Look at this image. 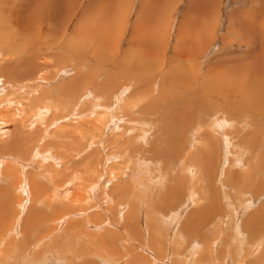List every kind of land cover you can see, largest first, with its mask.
I'll return each instance as SVG.
<instances>
[{
	"label": "bare ground",
	"instance_id": "1",
	"mask_svg": "<svg viewBox=\"0 0 264 264\" xmlns=\"http://www.w3.org/2000/svg\"><path fill=\"white\" fill-rule=\"evenodd\" d=\"M24 1L25 3L22 4L20 0H3V1L0 0V12L3 13V16H0V21L2 19H4V21H8L11 27H13V30L16 31L17 34L21 35V36H18L15 32L12 33V35H8L9 33L6 35V30H5L7 29L6 25L4 27L5 29L1 28L2 30H0V54L3 51L6 55L5 57H7L9 54L11 53L16 54L19 51L21 54H24V55L27 54L29 56V58L22 57L23 58L22 64L14 65L7 58L3 61L2 64H0V79L5 78L7 81H10L9 85H6L5 83H1L0 81V91L4 90L7 92V90L10 89L12 91V96L23 92L24 89H26L23 92L25 94L28 93L27 92L28 89L33 92H36V90L38 89V86H31L30 85L31 81L37 80V81H44V82L49 83L51 80H53L52 78L55 79L59 75L60 72H65L64 70H62L64 67H60L59 65L61 64L62 66H65L67 63L71 62V58H72V62H74L75 67H76L75 76L66 80L65 82L63 81L64 83L59 84L58 87L54 86L52 88L53 91H50L49 103L42 104L41 106L37 104L36 106L38 107H36V109L34 107V110H32L33 114L31 115V118L27 124V128H29V131L31 132L33 123L37 122L39 119L42 122H44L48 118V120L50 121V125L54 124L55 123L54 121L57 119L61 120V118H63V115H66V112L64 113L62 112L63 115H61V108L65 107V104H72L76 100L77 102L79 101L80 104L83 102L82 105L79 106V110L81 114H83L82 112L86 113V115L84 114L85 115L84 118H87L89 120L81 124L83 126V129H86V130L78 131V129H82V127L75 130L74 134L76 135L77 139H75L74 142L76 141L80 142V139L84 140L85 137L90 134L89 136L90 139H88V141L89 140L90 141L89 142L87 141L86 149L84 150L83 148L82 150H84L86 153H89L90 151L91 152L88 154L86 158H85V154L84 155L82 154V156L84 157L80 160L84 163V169L90 175L97 173L98 167L100 165L98 157L95 156L100 151L98 147H100L102 151H105V147L102 143V140L98 138L99 135L97 134V131L99 129L103 128L104 131L106 129H107L106 131H109L108 128L110 129L112 128L113 130L111 131V133L108 134L112 136L110 137L112 139L107 141V139L105 138L106 141L108 143L109 142L112 143L113 145H115L116 143H121V144L123 143L121 147L124 148V145H126L129 148H132L133 149L132 151L138 149L137 152H140L141 150H145L147 145L148 146L151 145L152 144L151 140L153 139V138L151 139V135H150L152 131L151 126H152V121L155 119L156 110H157L156 108H154V106L158 104V101L161 98V95L162 96L163 95L168 96V95L166 94L167 92H164V90L163 91L160 90L161 93L163 92V94L159 93L160 96H157L158 98L156 97V99L153 100L152 103L146 102L136 108L137 101L132 99L133 96L131 95L132 94L131 92L133 91V87H135L136 85H139V83L138 81H135L133 79L135 78L133 74H135L136 72L133 73L134 69L131 68V65L128 66L127 63L129 64L130 62V60L128 59L132 57V54H131L132 52H134L133 56H136L137 59H139L140 61L144 60L146 65H147V62H150L153 65L157 57L158 56L161 57V55L159 54L165 53L166 47L164 45V41H165L164 35L167 29L164 28V24H166V21H168L171 18L170 16L177 11L178 4L181 2V0H140L141 3H140V6L138 7V10L140 8V11H137L139 13L137 14V16H135V19H134L137 21V24L139 23V26H141L142 19H143L142 14L144 15L145 12L149 13V11H151L150 9L152 10L154 9L157 13L156 15L157 20L156 22L154 20L153 26L154 28L157 24H162V26L159 29H154L152 27L151 32L145 37H140L141 35L137 36L136 37L137 42H136L135 36L138 31L136 32L137 26H135L132 31L133 33L130 32L132 34L128 42L130 47L125 49L124 55L121 57L117 56L118 48L116 46H118V43L113 44L111 42L112 40L111 35H110L111 38L107 37L106 35V33L109 34L108 33L109 30L108 31L106 30L105 34L99 33L100 35H98V33H96L95 35H93V32L89 33V31H92L90 29L92 25L90 27L89 23H85L86 20L84 18V16L88 13V9H91V10L96 9V11L98 10L103 11L104 9H107L106 7L107 1H110V0H39L36 2H33L31 0L29 3H28L29 0L28 1L24 0ZM114 1L116 5L115 7H117L118 10H120V12L123 10L122 12L124 16L122 13L117 12L118 10L116 11L115 9H113L111 13H108L111 17L110 19L113 20L111 25H114L117 23V20L115 19L116 17H118L119 14H120V17L123 16L124 19L126 18L128 19L129 9L133 6V5H130V8H129L127 0H114ZM187 1H189L188 2L189 10L186 8L188 11L185 14V19H183L186 23L182 25L183 32L182 30H180L181 27L179 28V34L175 36L176 43L173 46V49H174L173 53L176 54V56L179 59V62H176L173 65L171 63L172 67L170 71L167 73L169 77L166 76L165 74L161 77V79L159 77V79L163 85L166 84V86L170 89L174 88V86H178L179 84L180 86H183L185 90L186 88L191 89L195 84L198 83V81H199V86L202 83L204 84L205 82L203 87H198V89L201 88L200 92L195 93L196 96L189 100V103L193 105L190 111L197 110L198 112L199 109L204 111V108L206 109L209 107H214L217 110V106H221L226 112H230L229 115L236 112L238 115L242 116L243 119L238 122L234 118L221 116L219 114L220 112L217 110L216 112L212 114H210V112H207V113L204 112L205 114H207L205 116L210 118L207 125L205 124L203 125V123L199 124L195 122L196 123L195 128L194 130L191 129L193 131L191 132L190 136L185 139L186 145L184 144V148L186 147L184 153L186 156H188L187 159H189L186 161V164L184 166V169H183L184 176L182 179L183 182H181V184L185 183L187 185L185 186V188L187 187L186 189L187 191L184 190V192H186V195H185L186 201L181 200L180 196L177 194H176V197L178 198L177 200L179 199L181 200V201L179 200L180 201L179 203H182L181 206L183 207V209L184 207L186 209L187 207L186 205H191L192 207L190 209H192L193 212L205 213L211 219L217 216L220 211L225 212L224 217L227 216V218H229L230 223L233 226V228H235V226L237 225V220L241 219V222L239 223V225H237L238 227L237 231L239 233V238L237 240L234 237V242L237 246V251L235 252L237 260L239 261L240 264H254V263L257 264L260 261H261V264H264V219L261 218V216H264V212H262L264 211V203L257 210L250 211V209H252V204H251V202H253L252 198L258 197L259 193L261 194L264 193V122L262 125H255L257 117H264V8L262 7V9L260 8L258 11H251L250 13L245 12V13H242V15L234 13L233 16L230 17L228 21L229 27L227 30L229 31V34H231L234 37L239 38V41L243 44V45L238 44V46L236 47L237 50L235 51L242 52L241 57H244V59L241 58V60H236V61L231 60L232 63L230 66L227 67L225 65L227 67V71L229 72L225 74L222 71L224 61L221 62V61H218L217 59L218 62H214L213 60L214 64L211 66L210 70H208L209 73L212 74V76L208 77L205 74L206 72L204 73V75H202L201 73L200 75L199 71L201 69L198 70L196 66L194 67V65L196 64L197 59H201L203 57V53L206 52L209 49V47L212 46V43L214 42L215 37H217V29L219 27V18H221V15H220L221 6L219 5L220 1L219 0H187ZM84 2H86V7L83 10H81V7L83 6ZM129 2L133 4V0H129ZM110 3H113V0ZM259 3L255 2V5L257 6ZM257 9L258 8H256V10ZM29 10L33 12L36 10V12L38 13L36 16H33L29 13ZM126 10H127V15H126ZM79 13H80V16L76 17L75 15ZM146 15L149 16V14H146ZM153 15L154 14H152L151 18L154 17ZM148 18L149 20L151 19L150 17ZM73 19L75 20L73 21ZM145 19L143 20L146 21ZM94 20H93V23L95 24ZM71 21H73L75 24L72 30L69 31L70 23H72ZM48 23H50L51 27L47 25ZM99 23L100 21H98L95 24V27H93V30H96V27L98 26ZM170 24H173V21ZM0 25L2 24L0 23ZM118 25H119V22H118ZM33 26L36 28V30L33 29ZM133 26H134V23H133ZM52 27L54 28L52 29ZM124 27L122 28L120 32L121 35L117 33L119 35L118 39L120 41L123 39L122 37L125 33ZM111 31H112V28H111ZM116 32L114 34H116ZM140 33L141 31H139L138 35ZM10 36H13V39L15 37L17 39L21 38L22 42L19 41L21 42L19 45L15 44V46H13L12 43L14 44L15 41L9 39L8 37ZM94 37L98 39L94 41ZM109 38L111 40H109ZM225 38H226L225 36L222 37L221 49L224 50L229 45L230 49L233 51V47H231V44H229ZM80 47H83L82 51H78ZM135 47H136V50H135ZM88 48L90 51L88 50ZM242 49H244V52L241 51ZM101 51H103L106 55L102 54ZM217 51L218 49L215 52ZM226 53H229V52H227L226 50ZM221 56H223L222 51H220L219 54H216L215 57H221ZM88 59H89L88 63H90L91 66L93 64H96V65H99L101 68L106 67V69H108L109 67H115V69L118 70L116 71L118 72V75L117 76L115 75L106 76L105 72L101 74L100 72H97V73H92V71L88 72V69H85V66H84L85 65L84 62H86ZM219 60H221V58ZM133 62L131 61L130 64H132ZM57 64L59 66L60 71L55 68V65ZM161 65L162 64H160V66ZM135 66L137 70L140 72V70L138 69V66L137 65ZM146 68L148 69V67ZM137 70H134V71H137ZM97 71H100V70H97ZM101 71H104V70H101ZM32 72L34 73V75L32 74ZM111 72L113 71H110V73ZM170 74H172V76L174 77L173 79L170 78ZM233 74H237V75L241 74L242 76L245 75L244 82H240L238 80L235 81L237 78ZM125 75H129L130 78ZM131 75L133 76V78L131 77ZM225 75H227V77H223ZM229 75H231V77ZM205 77H208V78L205 79ZM219 77H223L225 79L224 81L226 80L227 81L225 82L222 88L218 86H215L212 88L210 99L215 98V101L206 100L204 97L206 90L210 86L214 85L215 79ZM183 78L185 79L182 84L180 81ZM23 80H26V81H23ZM245 81L247 83H245ZM188 83H189V86H188ZM86 87H90L93 90L92 96L90 97L82 96V93L84 91L83 89H85ZM136 89H143V87L138 86ZM196 89L197 88H194L193 90H196ZM151 92L154 93L152 90ZM115 93L117 94V96L115 95ZM110 95L112 97H109ZM172 96L175 98H178L177 99L178 104L175 106V108L180 106L181 104V102H179L180 93L174 94ZM126 97L128 98L127 102H125ZM34 100L39 102V98H35ZM207 101H209V103H207ZM124 103L126 107L123 106ZM198 104H199V107H198L199 109H197ZM1 106L3 107L1 108ZM10 107H12L13 109V108L19 107V104L15 100H12L11 98L0 101V133L3 134L8 129V126H15V130H14L15 132L12 136V140L10 141L11 147H9L7 143H2L0 139L1 146L2 144H4L2 147H0V152L6 153L5 151H8V153L16 154L20 151L19 143L22 140V138L18 136V132L22 130L24 127H26V125L23 124L25 110L21 109L20 116L16 118L15 117L16 112H13ZM152 108L154 109L153 113L155 114L147 110V109H152ZM136 109H138V111L140 110L143 111V113L148 116H145V117L142 116L137 119L136 117L137 112H135ZM163 112L165 113V111ZM197 112L195 111L194 113L195 118H196ZM125 114H127L126 115L127 118L123 119L125 117ZM181 115H183V113ZM159 116L164 117L165 114L158 115V118ZM177 116L178 115L174 117H177ZM183 116H186V115H183ZM172 117L173 116H171V119H173ZM194 117H192V120ZM71 118L73 117L71 116ZM78 118L80 117H77L75 119H78ZM118 119L119 121L121 119H123L124 121L122 122L123 124H121L116 129L115 125L117 124ZM183 119H184L183 121H185V118ZM261 120L264 121V118H261ZM166 121L167 120H165V123ZM180 121L183 123L182 120ZM235 122L241 123V124L236 125ZM248 123L250 124V126H247ZM136 124L138 128L136 127ZM170 124H171V129H173L171 122ZM3 125H6V127L5 126L3 127ZM181 128H182V125H181ZM185 128L187 127L185 126ZM232 129L242 132V133H238L239 137L245 136L246 138L245 140L247 141L250 140L253 142L250 145L252 153L244 160L240 157L238 158L232 157L229 159V161H227L226 159V162L224 163V167L220 169L221 178L218 180V184L220 185V188H221L220 192H221L222 199L219 197L218 199L219 202L217 201V205H215L214 203V200H213L214 195L212 193H210L211 196L206 195L207 199L204 198L201 201L198 195L200 194L199 188L197 190L198 193L196 194L194 190V186H193V184L196 183V179H198L199 181L200 178H202L201 180H203V177H201V175L203 176V174L200 175L199 173L202 171H200L199 169H202L203 167L204 168L209 167L210 170L212 169V165L217 162V156H219L218 155L220 152L219 147L223 148V157L229 158L231 154H233L232 153L233 148L237 144H239L241 141L240 139L237 140L231 134ZM162 130L165 132L170 129L166 130L165 128ZM101 131L99 130L100 133ZM170 131H174V130H170ZM175 132H177V130ZM183 132H187V131H183ZM173 133L174 132L169 133L170 136L167 133L166 134L168 137H172L171 134ZM177 133L182 134V131L181 133L180 132H177ZM4 135L5 134H3V136ZM175 135L174 137H176ZM184 135L186 134L183 133L182 136H177L175 138V141H174L175 145L173 148L177 146V149H174L176 151H173V153L174 152L179 153L181 151V148H179L178 146L181 147L180 143L182 139L184 140L185 138ZM234 135L236 136L237 134H234ZM198 137H200V139H198ZM170 139L171 138H169V140ZM195 141L196 142L199 141L201 144H204L203 147L202 146L200 148L196 147L197 149H199L198 151L194 150L195 153L199 152L200 155L198 156V158L193 157L196 154L191 153V151L195 147V143H196ZM156 142H158V140H156ZM199 142H197L196 144H198ZM83 144H85V140L83 141ZM121 147L120 148L117 147L118 151H120L119 153L115 152L117 155L122 154L123 148L121 149ZM215 148L218 153H216ZM112 149L114 148H111V152H109V154L106 153L107 154V156L105 157L106 162L107 161L111 162V159L116 160L119 158V156L112 155L114 151H117L115 149L112 151ZM156 150L157 149L153 150V152L154 151L156 152ZM189 150L190 152L188 153ZM147 151L149 150L147 149L146 152ZM166 151L168 152V149ZM166 151L165 152L161 151V152L166 153ZM71 154H73V152ZM158 155L155 157H158ZM43 157L53 159L51 157V153L49 155L48 153L40 152L38 151V149H34L33 152L31 153V156L29 157V160L30 162H32L33 160L36 161L37 159H40ZM199 157H202V158H199ZM123 159H124V162L127 163L124 168L125 170L123 169V171H119L117 175H124V174L126 175L130 171V165L133 160V157L131 155L126 154L124 155ZM191 159L192 161L194 160L193 161L194 163L190 161ZM0 160L3 162V163L0 162V169H1L0 170V180L2 178H5L8 182H11L13 180V188L12 190H9V192L19 191V193L21 194V191H22V193H25L31 199V204H29L25 209H24L23 198L19 199L18 201V198H19L18 197L17 198L18 202L16 204L18 205L19 209H21L22 211L31 210V213L29 214L24 224L25 225L24 235L28 243L35 242L36 244L33 246V248H31V253L27 252L24 257L23 255H21V257L16 258V259L12 258L11 256V249L13 247L12 245H9L8 247H3V248L0 245V260H1L0 262L1 263L3 264H26V263L30 264V263H34L33 260H36L35 259L36 254L37 255L40 254V258L42 256L43 258L41 259L39 258L40 261L36 262V264H48L47 262L48 260L50 264H73V257L65 250V248L76 250L77 253H80L83 256L87 257L86 253L80 252V249L84 247L83 244L85 243L72 242V239L74 238V236L80 235L83 231H77L75 229L68 228L67 230L61 231V233H64L65 231H67L68 238H66L67 236H65L62 239H57V231L62 226L63 221L66 220L67 218L66 214H62L59 218L56 219L54 213H51V215H48L49 213H47L46 214L47 216H44V217L38 216L34 213L36 209L50 210V207L53 206V199L58 196L62 197L61 200L65 202L64 205L66 207L73 209L72 212H76L77 208H81V207H82V210L84 211H87V210L89 211L91 209L93 210V213L90 217V222L92 224L91 228L94 230V232L98 233L96 241L102 244V246L108 247L109 246L108 241L110 242L112 241L113 243H115V241L108 239L109 235H113V236L118 235L117 232L109 229L115 224L117 226L119 225V227L125 224L129 226L128 228L129 230L130 228L131 229L134 228L135 230V226L132 227V223L131 222L128 223L126 221V219L129 218L128 216L126 215L122 216L121 214H118V212H120L125 207H127L129 211H131V209H134L136 211L135 207L131 208L132 200H128L124 203L120 202L118 204H114V206L112 205L113 207L108 208L106 206L108 204V201L103 200L101 198V197L107 198L108 196H112L116 199L120 197H122L123 199V197L125 196H122L121 191L124 192L125 195H127L128 193V189L125 188L123 184L122 185H118L120 183L115 184L116 183L115 181H119V178H115L111 172H108L106 175L104 173V175L102 174V176L99 178L98 186H99V194H100V199H101L100 204L94 205L97 202L96 196H94L93 199H90V201L94 204H91L88 202L89 197L97 192V185H95L97 184V181L95 180L94 182L93 179L77 178L76 184H71L69 183V181H65V183L56 187L57 191L55 195L46 196V199L42 203H38L36 206H34L33 202H35L39 198V196H41V191H39V187H38L36 180L29 178V177L27 178L23 177V175L21 174V171H20V175L22 178H15L13 176V167L11 166V164L6 163L4 158H1ZM189 161L192 162L193 164L195 163L198 164V166L196 165L194 166L195 170L193 168V164L192 163L190 164ZM251 162H254L256 164L252 166ZM136 164H138V168H139L140 166H139L138 161ZM21 165L23 167H26L28 164L21 163ZM140 169L144 171L143 168L140 167ZM236 169H240L242 170V172H239ZM234 171H237V175L238 173L240 174L238 179L235 178L236 174ZM176 172L177 170L174 173ZM140 173L135 174V172H133L131 175V179L132 181H134L135 184L138 183L137 187L140 189L141 191L140 193L143 195L142 190H145L146 187L142 185V181L145 178H142ZM104 176L106 177V180L103 182L102 177ZM144 177H147L146 173H144ZM176 179L177 178H174L175 181L173 180L172 181L178 183L177 182L178 180ZM170 181L171 180H169L168 183H170ZM85 182L86 183L88 182V184H86ZM106 183L108 185H105ZM176 183H175V186H176ZM109 185H112V186L109 187ZM180 185H179V189L181 188L182 190L181 189L180 190L183 193V185L182 186ZM211 186L212 185H210V183L208 182L206 186L208 187L207 192L209 191L211 192V188H210ZM248 187L254 189L255 191L253 190L252 193L245 192V190H247ZM109 188L115 189L116 192L113 193L114 195L107 193ZM171 188H173V186H171ZM176 188L177 187H175V191L177 190L176 192H178V188L177 189ZM84 189L86 191H82ZM252 189L250 191H252ZM130 195L132 199L134 198L138 199L136 198V195L134 192H131ZM183 195L184 193L182 194V196ZM168 196H170V194ZM141 199L142 198L138 200H141ZM229 199H233L235 201V204H232ZM221 201L224 207L221 206L222 205ZM82 202H85L86 205L82 206L81 205ZM184 202L186 203V205L184 204ZM103 204H106L105 205L106 207L105 206L103 207ZM141 206L142 205L140 204L139 206L140 214H141ZM177 207H175V209ZM105 208H106V211H105ZM172 208L174 209V206ZM3 209L5 210V208L3 207L0 208V210H3ZM98 210L102 211L104 216L106 217L105 219H103L104 222L103 220L101 221L102 219L101 214ZM184 210L180 209V211L176 210L177 213L174 211H173L174 213L173 212L172 214L170 213V216H172V222L169 223L168 226L171 224H174L177 220H179L180 216H182L180 215V213L182 214V211ZM149 213L150 215L153 216V213L152 214L151 212ZM149 213L147 214L149 215ZM196 215L199 216L200 214H196ZM131 216L132 214H130V217ZM238 217H240V219ZM215 219L212 221H216ZM154 220L152 221L154 222ZM136 222H137V219L134 222V224ZM161 222H164V221H161ZM161 222L156 221L152 223L146 220L144 224H141V222H139L138 220L140 229L141 231L144 232L145 239H148L150 237V234H154V232L150 231V230H153L152 227H159V230L155 231V234L158 232L163 234L162 227H160V225H162ZM85 224H89V223H85ZM151 224H153V226H151ZM12 228H13L12 223L9 221H6V218L0 219V239L2 238L1 236L3 235V230L5 231V230L10 229L9 233H11ZM104 228H108L109 230H106ZM180 231L181 230H179V232ZM102 232L106 233V235L99 237L100 233H101L100 235L103 234ZM12 236L14 238H17V234L15 232H13ZM170 238L171 237L169 236L168 241H170ZM142 239L145 243V240L143 237ZM161 241H163V239ZM92 242H95V241L88 240V243H92ZM122 243H126V242H122ZM162 245L160 246V248H164L162 247ZM203 246L206 249L207 256H209L208 255L210 251L209 246H207L206 244H203ZM258 246L262 248V251H259L257 249ZM140 249L144 252L142 248ZM108 250H109V253H108ZM104 252L107 253L109 256L116 257L118 255V253L115 252L110 247L108 249H104ZM198 252L199 251L193 252L190 255H186L185 260H184L185 264H198L196 259H194L195 255L200 254V253L198 254ZM48 254L52 256L49 257L47 256ZM153 256H150V257L154 259ZM90 257H96V256H90ZM212 257L217 261L223 258V256L221 257V255L218 253H216ZM97 258L100 260L102 264H122V263H115L113 261L109 262L101 257H97ZM231 258H234V257L232 256ZM154 260L156 262H161V263L164 262V264L168 263L166 257L163 259L161 258V259H154ZM141 261L143 263H147L146 260L144 259H141ZM149 264H153V263H149ZM224 264H225V258H224Z\"/></svg>",
	"mask_w": 264,
	"mask_h": 264
},
{
	"label": "rangeland",
	"instance_id": "2",
	"mask_svg": "<svg viewBox=\"0 0 264 264\" xmlns=\"http://www.w3.org/2000/svg\"><path fill=\"white\" fill-rule=\"evenodd\" d=\"M1 1H3V0H1ZM20 1L22 2V4L25 3L24 0H20ZM30 1L31 0H29L28 3ZM32 1L36 2L39 0H32ZM219 1H220L219 5L221 6V13H220L221 18H219V27L217 29V37H215V40L212 43L213 47L212 46L209 47V49L203 53V57L201 59H197V62L194 65V67L196 66L198 70L201 69L199 71V74L201 73L202 75H204V73L206 72L205 74L208 77L212 76V74H210L208 70H210V68L214 64V62H218V61L223 62L224 61L222 71L225 74V73H229L227 71V67L231 65L232 61L241 60V58L244 59V57H241L242 52H240V51L236 52L235 51V50H237L236 47L238 46V44L241 45L242 43L239 41V38L232 36L231 34H229V31L227 30L229 27L228 21H229L230 17L233 16L234 13L242 15V13H245V12L250 13L251 11H258L260 8L262 9V7L264 8V5H263L264 0H219ZM110 2H112V0L107 1L106 7L108 10L104 9L103 11H99V10L96 11V9H93V10L88 9V13L84 16L86 21L85 20L84 21H85V23H89L90 27L92 25V27L90 28L92 31H89V33L93 32V35H95L96 33H98V35H100L99 33L105 34V31L109 30L108 31L109 34L106 33V35H107V37H110V35H111L112 38L111 37L110 38L112 40L110 38H109V40H111V42L113 44L118 43V46H116L118 48L117 56L121 57L124 55L125 49L130 47L128 42H129V39L132 35L131 33H133L132 32L133 28L135 26H137L136 32L137 31L138 32L136 33L135 38L137 36H140V35H141L140 37L147 36L151 32L152 27L154 28L153 23H154V20H155V22L157 20L156 19L157 13L154 9L153 10L150 9L151 11H149V13H146V12L144 13L145 16L142 14V16H143L142 18L145 19V17H146L145 20L147 22L142 19V24H141V26H139V23L137 24V21L134 19H135V16H137V14L139 13L137 11H140V8L138 10V7L140 6V3H141L140 0H133V4H131L129 2V0H127L129 8H130V5H133L129 9V18L128 19L123 18V16H124V14L122 12L123 10L120 12V10H118V8L115 7L116 5H115L114 0H113V3H110ZM188 2L189 1H187V0H181V2L178 4L177 11L175 13H173L170 16L171 18L169 20L167 19L168 21H166V24H164V28L167 29L166 33L164 35V37H165L164 45L166 47V51H165V53L159 54V55H161L162 58L160 56H158L157 59L155 60V62L153 63V65L150 62H147V65H146L144 60L140 61L139 59H137L136 56H133L134 52H132L131 53L132 59L131 58L128 59V60H130L129 64L127 63L128 66L131 65L132 69L137 70V68L135 66V65H137L138 69L140 70V72L138 70L137 71L133 70V73H135V72L139 73V74L138 73L133 74L135 78H133V76L131 75V77L135 81H138V83H139V85H136L135 87H133V91L131 92L132 93L131 95L133 96L132 99L137 101L136 102V108L138 106L146 103V102L152 103V101L155 100L157 96H160V94H163V92L161 93V91H163V90H164V92H167L166 94L168 95V96H165V95L162 96L161 95V98L159 99L158 104L154 106V108H156L157 110L155 109L156 110V116H155V119L152 121V126H151L152 131H151L150 135H151V139L153 138L151 140L152 144L149 146L147 145L146 149L141 150L140 152H137L138 149L132 151L133 149L129 148L126 145H124V148L121 147L123 143L122 144L116 143L115 145H113L112 143L107 142L108 140L112 139V138H110L112 136L108 135L113 130L112 128L111 129L108 128L109 131H106L107 129L104 131L103 128L99 129L100 131L101 130L102 131L100 133L98 130L97 134L100 137L98 135L97 136L99 139L102 140V143L105 147V151H102V149L100 147H98L100 149V151L95 156L98 157L100 165L98 167L97 173H95V174H92V175L88 174L86 172V170L84 169V163L82 161H80L84 157V156H82V154L83 155L85 154V158H86L88 156V154L91 152L90 151L89 153H86L84 151L86 149V146H87V141H88V139H90L89 138L90 134L85 137V139H84L85 144H83V141H84L83 139L82 140L80 139V142H77V141L74 142L75 139H77L76 135L74 134L75 130H77L80 127H82V129H78V131L86 130V129H83V126L81 124L83 122L89 120L87 118H84L86 113L82 112L83 114H81V112L79 110V106L82 105L83 102L80 104L79 101L77 102V100H76L72 104H65V107L61 108V115H63L62 112L63 113L66 112V115H63V118H61V120L60 119L55 120L54 121L55 123L51 124L53 127L50 125V121L47 118L44 122H42L39 119L37 122L33 123L31 132L29 131V128H27V124L31 118V115L33 114L32 110H34V107L36 109V107H38V106H36L37 104H39L41 106L42 104L49 103L50 91H53L52 88L54 86L58 87L59 84H62L66 80L75 76L76 67H75L74 62H72V58H71V62L67 63L65 66H62L61 64L59 65L60 67H64L62 70H64L65 72L67 71V72L66 73L60 72L59 75L55 79L51 77L53 80L50 81V79H51L50 78L49 83L44 82V81H37V80L31 81L30 82L31 86H38V89L36 90V92H33V91L28 89L27 90L28 93L25 94L23 92L26 89H24L23 92L12 96V91L10 89H8L7 92L4 90L0 91V101L11 98L12 100H15L19 104V107H16V108L12 109V107H10L13 112H16V114H15L16 118H18L20 116V114H21L20 110L21 109L25 110L23 124L26 125V127H24L22 130H20L18 132V136L22 138V140L19 143L20 151L16 154L8 153V151H5L6 153L0 152V159L4 158L6 163L11 164V166L13 167V176L15 178H22L20 175V171H21V174L23 175V177H25V178L29 177V178L36 180L38 187H39V191H41V196H39V198L35 202H33L34 206H36L38 203H42L46 199V196L55 195V193L57 191L56 187L65 183V181H69V183H71V184H76L77 178L93 179L94 182H95V180L97 181V184H95V185H97V192L89 197L88 202L91 204H94L90 201V199H93V197L96 196L97 202L94 205L100 204L101 199H100V194H99L98 182H99V178L102 176V174L104 175V173H105V175H106L108 172H111L115 178H119V181H115L116 182L115 184H118V183H120L118 185L123 184L124 187L128 189L127 195H125V193L121 191L122 196H125V197H123V199H122V197L116 199L112 196H108L107 198L101 197L103 200L108 201V204L107 205L103 204V207L106 205L108 208H110V207H113L114 204H118L120 202L124 203L128 200H132L131 201V208H134V207L136 208V211L134 209H131V211H129L128 208L125 207L120 212H118V214H121L122 216L126 215L129 217L126 219V221L128 223L131 222L132 227L135 226V230H134V228H132V229L130 228V230H129L128 229L129 226H127L125 224L121 225L120 227H119V225L117 226L116 224L114 226L110 227L109 229L114 230L115 232L118 233V235L117 236H113V235L108 236V239L115 241V243H113L112 241L111 242L108 241V245H109L108 247L102 246V244H100L98 241H96L98 233L94 232V230L91 228L92 224L90 222V217L93 213L92 209L89 211L88 210L84 211V210H82V207H81V208H77L76 212H72L73 209L66 207L64 205L65 202L63 200H61L62 197L58 196V197L53 199V206L50 207V210H44V209L38 210V209H36L34 211V213L36 215L41 216V217L47 216L46 215L47 213H49L48 215H51V213H54L56 219L59 218L62 214H66V217H67L66 220L63 221L62 226L57 231V239H62L65 236H67L66 238H68L67 231H65L64 233H61L62 230H67L68 228H72V229H75L77 231H83L80 235L74 236V238L72 239V242H83V243H85V244H83L84 247L80 249V252L86 253L87 257L83 256L80 253H77L76 250L65 248V250L73 257V264H102L97 257H101V258H103L109 262L113 261L115 263H122V264H149V263L164 264V262H162V263L156 262L154 259H161V258L163 259L166 257L167 261H168V263H166V264H185L184 260H185L186 255H190L193 252H197V251H199L198 254L199 253L200 254L195 255L194 259H196L198 264H224V258H225V264H240L236 258L235 252L237 251V246L234 242V237L237 240L239 238V233L237 231V228H238L237 225H239V223L241 222L240 217H238L240 220H237V225L235 226V228H233V226L230 223L229 218H227V216L224 217L225 212H223V211H220L217 216H215L213 219H211L205 213L193 212V210L190 209L192 206L186 205L185 202H184V204L187 207H186V209L184 207V209H185L184 210L183 207L181 206L182 203H179L181 200L186 201L185 200L186 192H184V190L187 191L186 190L187 187L185 188V186H187V185L185 183L181 184V182H183L182 179L184 176L183 169H184V166L186 164V161L189 160V159H187L188 156H186L184 153V151L186 149V147L184 148V144L186 145L185 139L190 136L191 132L195 128L196 123H199V124L203 123V125L204 124L207 125L210 118L206 117L205 115H207V114H205V113L210 112V114H212V113L216 112L217 110L220 112L219 114L221 116L234 118L238 122L243 119V117L238 115L236 112L229 115L230 112H226L221 106H217V110L214 107H209V108H206L207 110L204 108V111H202L198 108L199 104L197 105V109H199V111L197 112V110H195L197 112L196 118H195L194 117L195 111H190V109H192L193 105H191L189 103V100L196 96L195 93L200 92L201 88L198 89V87H203L205 82H204V84L202 83L199 86V81H198V83L195 84L191 89L186 88V90H185V88H183V86H180L179 84H178V86H174V88L170 89L166 86V84L163 85L162 82L160 81L161 77L165 74H166V76L169 77V75H167V73L170 71V69L172 67L171 63L173 65L174 63L179 62L178 57L176 56L175 53H173V50H174L173 46L176 43L175 36L177 34H179V28L181 27L180 30H182V25H184L186 23L183 19H185V14L189 10V5H188L189 3ZM255 2L256 3L260 2V3L256 6ZM85 7H86V2L83 3L81 10H83ZM256 8H258V9L256 10ZM113 9H115L116 11L118 10L117 12L122 13L123 16L120 17V14H119L118 17H116V19H115V20H117V23L114 25H111L113 20L110 19L111 17L108 13H111L113 11ZM152 11H153V13H152ZM29 13L33 16H36L38 12H36V10L34 12L29 10ZM146 14H149V16H147ZM152 14H154L153 15L154 19L151 18ZM94 15H95V17H94ZM99 15H100V17H99ZM107 15H109V16H107ZM126 15H127V10H126ZM0 16H3L2 12H0ZM75 16L79 17L80 13L76 14ZM148 17L151 18L150 19L151 21L149 20ZM94 19H96L97 21ZM74 20L75 19H73V21ZM93 20H94L95 24L98 21H100V23L96 27V30H93V27H95ZM73 21H71L72 23H70L69 31L72 30V28L75 24ZM104 21H106V22H104ZM172 21H173V24H170V23H172ZM118 22H119V25H118ZM0 23L2 24V25H0V30H2L1 28L5 29L4 27L6 25V27H7V29H5L6 35L8 33H9L8 35H12V33H14V32L17 34V32L13 30V27H11V25L8 21H4V19H2L0 21ZM133 23H134V26H133ZM164 23H165V21H164ZM150 24H152V25H150ZM47 25L49 27H51L50 23H48ZM161 26H162V24H157L154 29H159V28H161ZM123 27L125 28V33L122 37L123 39L120 41L118 38H119V35H121L120 32H121ZM142 27H143V29H142ZM53 28L54 27H52V29ZM111 28H112V31H114V32L111 31ZM33 29L36 30V28L34 26H33ZM100 30L103 32H101ZM139 31H141V33L138 35ZM115 32H116V34H114ZM145 32H146V34H145ZM182 32H183V30H182ZM117 33H119V35ZM17 35L21 36L19 34H17ZM223 36H225L226 41L229 44H231V47H233V51L230 49L229 45L226 49H224V50L221 49V44H222L221 41H222ZM8 38L15 41L14 44L12 43L13 46H15V44L19 45L22 42L21 38H19L20 40L17 39L16 37H15L16 39L15 38L13 39V36H10ZM97 39L98 38L94 37V41ZM236 39H238V40H236ZM19 41H21V42H19ZM120 42H121V44H120ZM136 42H137V38H136ZM119 44H120V46H119ZM33 46H34V44H33ZM82 48L83 47H80V49L78 51H82ZM217 49H218V51L215 52ZM88 50H89V48H88ZM135 50H136V47H135ZM226 50L229 53H226ZM220 51H222L223 56L215 57L216 54L220 53ZM241 51L244 52V49H242ZM101 52H102V54L106 55L103 51H101ZM5 56H6L5 53L2 51L0 54V64H2L6 58L9 59L14 65L22 64L23 58H29V56L27 54L26 55L21 54L19 51L16 54L11 53L7 57H5ZM220 58H221V60H219ZM217 59H218V61H217ZM213 60H214V62H213ZM88 61H89V59L86 62H84L85 69H88V72H91V71H92V73L100 72V74L105 72L106 76L107 75L108 76H113V75L117 76L118 75V72H116L118 70H116L115 67H109L108 68L109 70H108V69H106V67L101 68L99 65H96V64H93L91 66V64L88 63ZM131 61L132 62L134 61V62L132 64H130ZM139 62H140V64H139ZM160 64H162V65L160 66ZM59 66L57 64V65H55V68L59 70ZM146 67H148V69ZM93 70H95V71H93ZM97 70H100V71H97ZM101 70H104V71H101ZM110 71H113L114 74H113V72L110 73ZM29 72H31V71H29ZM32 74L34 75L33 72H32ZM233 75L237 78L235 81L238 80L240 82H244L245 75H243V76L241 74L240 75L233 74ZM125 76L129 77V75H125ZM229 76L231 77V75H229ZM159 77H160V79H159ZM208 77H205V79H207ZM223 77H227V75H225ZM223 77L216 78L215 84L210 86L206 90V93L204 94V97L206 100H214L215 101V98L210 99L211 90L215 86H218L221 88L224 86V84L227 80L224 81L225 79ZM170 78H172V79L174 78L172 76V74H170ZM184 79L185 78H183L180 81L182 84H183ZM0 81H1V83H5L6 85L10 84V81H7L5 78L0 79ZM23 81H26V80H23ZM246 81H245V83H247ZM138 86H142L143 89H136ZM188 86H189V83H188ZM194 88H197L198 90L197 89L193 90ZM83 90H84L82 93L83 97H90L93 95L92 94L93 90L90 87H86ZM151 90L154 93H152ZM178 93H180L179 102H181V104H180V106L175 108V106L178 104L177 103L178 98H175L172 95L178 94ZM115 95L117 96L116 93H115ZM109 97H112V96L110 95ZM150 97H151V99H150ZM35 98H39V102L35 101L34 100ZM127 101H128V98L126 97L125 102H127ZM207 103H209V101H207ZM3 106H1V108ZM123 106L126 107L125 103L123 104ZM189 106H191V107H189ZM152 109H147V110H149V112L153 113L154 109H153V111H152ZM136 110H135V112H137V114H136L137 119L142 117V116L143 117L148 116V115H145L143 113V111H141V110L138 111V109H136ZM163 111H165V113ZM182 113H183V115H186V116L181 115ZM153 114H155V113H153ZM162 114H165V116L164 117L159 116V118H158V115H162ZM175 114L178 116L174 117V116H176ZM126 115L127 114H125V117L123 119L127 118ZM167 115H169L170 117ZM187 115H188V117H187ZM71 116L74 119L71 118ZM171 116H173L172 118L174 120L171 119ZM77 117H80V118L75 119ZM167 117H169L171 120ZM192 117H194L193 120H192ZM197 117H198V119H197ZM175 118L178 120H176ZM183 118H185L186 122L183 121L184 120ZM261 118H264V117H257L256 118L255 125H262L263 124L264 121L261 120ZM123 119H121L120 121L118 119V122L115 125L116 129L121 124H123L122 123L124 121ZM165 120H167L166 123H165ZM180 120H182L183 123L184 122L185 123L183 124ZM169 121L172 123L173 129H171V124ZM180 122H181V124H180ZM167 123H169V124H167ZM240 124L241 123H236V125H240ZM178 125H179V127H178ZM181 125H182V128H181ZM4 126L6 127V125H3V127ZM185 126L189 130L187 128H185ZM247 126H250V124L248 123ZM136 127L138 128L137 124H136ZM190 127H192V128H190ZM165 128H166V130L170 129V130H174V131L168 130V131L164 132L162 129H165ZM8 129H10V130H8ZM8 129L3 133V134H5L4 136H3V134L0 133L1 134L0 136H2V137H0V139H1L2 143H7V145L9 147H11L10 141L12 140V136L15 132L14 131L15 126H8ZM191 129H193V130H191ZM176 130H177V132H180V133L182 131V134L184 133L186 135H184L185 136L184 140L181 137V139H182L181 143H180L181 147L178 146L179 148H181V151L179 153L174 152L175 153L174 154L173 151H176L174 149H177V146H175V148H173L175 145V142H174L175 138L177 136H182V134L175 132ZM183 131H187V132H183ZM172 132H174L173 134H171L173 138L168 137L167 134L170 136L169 133H172ZM175 133H176V135H175ZM233 133L237 134L236 136H238V133H242V132L238 131V130H234V129L231 130V134L237 140L240 139V141H241L239 144H237L233 148V151H232L233 154H231V156L229 158H225V157H223V148L219 147V151H220L218 154L219 156H217V162L212 165V169L210 170L209 167H207V168L203 167L202 169H199L200 171H202L199 173H200V175L203 174V176L201 175V177H203V180H201L202 178H200V180H199L200 182H199L198 179H196V183H194L193 186H194V190H195L196 194L198 193L197 190L199 188L200 194H198V195H199V198L201 199V201H202V199L206 198V195L211 196L210 193H212L214 195V198H213L214 203H215V205H217V201L219 202V200H218L219 197L222 199L221 192H220L221 188H220V185L218 184V180L221 178L220 169H222L224 167V163L226 162V159H227V161H229V159L232 157L233 158L240 157L244 160L252 153L250 145L253 142L250 140H248V141L245 140L246 139L245 136L236 137ZM164 134H166V135H164ZM174 135L176 137H174ZM105 138L107 139V141ZM169 138H171V139L169 140ZM198 139H200V137H198ZM156 140H158V142H156ZM197 142H199V141H197ZM196 143H195V147L191 151V153L196 154L193 157L198 158V156L200 154H199V152L195 153V151L199 150L196 147H199V148L201 146L203 147L204 144H201L200 142L198 144H196ZM3 145L4 144H2V146ZM2 146L0 144V147H2ZM110 146H112V147H110ZM117 147L118 148L121 147V149L123 148L122 154H120V155L116 154V153L120 152V151H118ZM83 148H84V150H82ZM111 148H114L115 150L118 151V152L114 151V153L112 155L113 156H115V155L119 156V158L116 160L111 159L112 163L109 161H107V162L105 161V157L107 156V154H109V152H111ZM172 148H173V150H172ZM34 149H38V151L48 153L49 155L51 153V157L53 159L43 157V158L37 159L36 161L33 160L32 162H30L29 157L31 156V153L33 152ZM72 149H73V151H72ZM114 149H112V151ZM147 149L150 151V153H149V151L146 152ZM155 149H157L156 152L155 151L153 152V150H155ZM167 149H168V152L166 151ZM215 150H216V148H215ZM161 151H164V152L166 151V153L161 152ZM72 152H73V154H71ZM143 152H145V153H143ZM189 152H190V150L188 151V153ZM161 153H162V155L163 154L164 155L162 156ZM216 153H218L217 150H216ZM126 154L131 155L133 157V160H132L131 165H130V171L126 175L125 174L124 175H117L119 173V171H123V169L125 168V166L127 164L126 162H124V159H123L124 155H126ZM157 155H158V157H155ZM199 158H202V157H199ZM101 160H103V161H101ZM137 161L139 162V166L141 168H143L145 172L142 171L140 169V167L138 168V164H136ZM190 161H192V159ZM0 162H2V161L0 160ZM192 162H190V164ZM21 163H25L28 165L26 167H23L21 165ZM255 164L256 163L251 162L252 166ZM195 165L198 166V164H196V163L193 164L194 170H195V167H194ZM176 170H177V172L174 173ZM236 170L239 172H242V170H240V169H236ZM237 171H234L236 175H237ZM133 172H135V174L142 172V173H140V175L142 178H145L142 181V185L146 187L145 190H142L143 195L140 193L141 191L137 187L138 183L135 184L134 181H132V179H131V175ZM144 173H146L147 177H144ZM236 175H235V178L238 179L240 174L238 173L237 177H236ZM42 178H44V179H42ZM109 178H111V177H109ZM174 178H177L176 180H178L177 181L178 183L173 182V181H175ZM256 178H258V177H256ZM105 180H106V177L105 176L102 177V181L104 182ZM169 180H171L170 183H168ZM171 182H173L174 184ZM208 182L210 183V185H212L210 187L211 192L210 191L207 192L208 187H206V186H207ZM175 183H176V186H175ZM86 184H88V182ZM177 184H178V186H177ZM105 185H108V184L106 183ZM140 185H141V183H140ZM179 185L180 186L183 185V193H184L183 196H182L183 193L181 191L182 189L181 188H180L181 190L179 189ZM111 186L112 185H109V187H111ZM171 186H173L174 190H173V188H171ZM174 186L178 188V192H176L177 190L175 191ZM135 187H136V189H135ZM12 188H13V180L11 182H8L5 178H2L0 180V208L1 207L5 208V210L4 209L0 210V219L6 218V221L11 222L12 227H13L11 230V233H9L10 229L5 230V231L3 230V235L1 236L2 238L0 239V245L2 246V248L8 247L9 245H12L13 247L11 249V256H12V258L16 259V258L21 257V255H23V257H24L27 252L31 253V248H33V246L36 244H35V242L28 243V241L26 240L25 235H24V231H25V229H24L25 225L24 224H25L29 214L31 213V210L22 211L21 209H19L18 205L16 204L19 201V199L23 198L24 209H25L29 204H31V199L25 193H22V191H21V194L19 193V191L9 192V190H12ZM137 188H138V190H137ZM251 189L252 188L248 187L247 190H245V192L252 193L254 189H252V191H250ZM168 190H169V192H168ZM82 191H86V190L84 189ZM5 192H6V194H5ZM114 192H116L114 188L113 189L109 188L107 193L114 195L113 194ZM131 192L135 193L136 198H138V199L142 198V199L141 200H138L135 198L132 199L131 195H130ZM167 192H168V194H167ZM226 192H228V191H226ZM169 194H170V196H168ZM176 194L180 196V199H181V200L179 199L180 201L177 200L178 198L176 197ZM174 195H175V197H174ZM17 198H18V201H17ZM174 198H176V199H174ZM252 199H253V202H251L252 209H250V211L257 210L264 203V193L263 194L259 193L258 197L252 198ZM229 200L231 201L232 204H235V201L233 199H229ZM139 203L142 205L141 206V214H140V208H139L140 204ZM221 204H222L221 206L224 207L222 201H221ZM81 205L85 206L86 203L82 202ZM173 206H174V209L172 208ZM175 207H177V208L175 209ZM179 207H181V208H179ZM151 208H152V210H151ZM180 209L184 210V211H182V214L180 213V215H182V216H180V219L177 220L174 224H171L168 226V224L172 222V216H170V213L172 214V212L173 211L176 212V210L180 211ZM98 211L101 214V218H102L101 221H102L106 217L104 216L102 211H100V210H98ZM105 211H106V208H105ZM149 212H151V214L153 213V216L150 215ZM154 212H156V213H154ZM262 212H264V211H262ZM147 213H149V215ZM130 214H132L131 217H130ZM196 214H200V215L197 216ZM142 215H143V217H142ZM17 216H18V218H17ZM261 218L264 219V216H261ZM136 219H137V222L134 224ZM214 219L216 221H212ZM138 220H139V222H141V224H144L146 220H148L152 223H154L156 221H158V222L164 221V222H161L162 225H160V227H162L163 234H161L160 232L155 234V231L159 230V227H152L153 230H150V231L154 232V234H150V237L148 239H145L144 232L141 231ZM152 220H154V222ZM258 221H259V219H258ZM103 222H104V220H103ZM85 223H89V224H85ZM95 223H97V222H95ZM151 226H153V224H151ZM173 226H174V228H173ZM113 227H114V229H113ZM175 227H177V228H175ZM104 229L109 230L108 228H104ZM179 230H181V231L179 232ZM13 232H15L17 234V238H14L12 236ZM21 234H22V236H21ZM100 234H99V237L106 235V233H103L102 235H100ZM169 236L171 237L170 241H168ZM142 237L144 238L145 243H144ZM158 238H160L161 240L163 239L164 242ZM88 240L95 241V242L88 243ZM122 242H126V243H122ZM225 242H226V244H225ZM203 244H206L207 246H209V248H210V251L208 253L209 256H207V252H206V249L203 246ZM161 245L164 248H160ZM109 247L118 253V255L116 257L115 256H109L107 253L104 252V249H108ZM157 247H159V248H157ZM140 248H142L145 253ZM196 248H197V250H196ZM257 249L259 251H262V248L259 246L257 247ZM188 250H189V252H188ZM108 253H109V250H108ZM216 253L220 254L221 257L223 256V258L222 259L218 258L219 261L215 260L212 256L215 255ZM149 255L150 256L154 255L153 256L154 259H152ZM47 256L51 257L52 255L50 256L48 254ZM90 256H96V257H90ZM160 256H161V258H160ZM232 256L235 258V260H234V258H231ZM39 258H40V254H38V255L36 254L35 259L38 260ZM41 258H43V256ZM40 259L38 261L33 260L34 263H30V264H36V262H39ZM141 259L146 260L147 263H143L141 261ZM47 262H48V264H50L49 260ZM154 262H156V263H154ZM0 264H3V263L0 262ZM257 264H261V261L258 262Z\"/></svg>",
	"mask_w": 264,
	"mask_h": 264
}]
</instances>
